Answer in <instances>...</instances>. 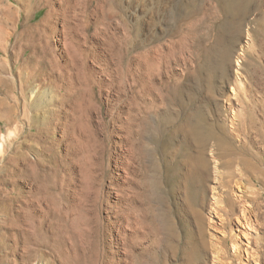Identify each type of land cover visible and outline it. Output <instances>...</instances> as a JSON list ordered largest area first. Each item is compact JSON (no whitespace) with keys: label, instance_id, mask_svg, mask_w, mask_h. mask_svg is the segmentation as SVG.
Returning a JSON list of instances; mask_svg holds the SVG:
<instances>
[{"label":"rangeland","instance_id":"374dc122","mask_svg":"<svg viewBox=\"0 0 264 264\" xmlns=\"http://www.w3.org/2000/svg\"><path fill=\"white\" fill-rule=\"evenodd\" d=\"M221 3L0 0V264H264V201L222 227L226 169L208 154L198 228L162 165L197 108L228 131L253 111L233 143L264 158V0L239 37Z\"/></svg>","mask_w":264,"mask_h":264},{"label":"bare ground","instance_id":"6f19581e","mask_svg":"<svg viewBox=\"0 0 264 264\" xmlns=\"http://www.w3.org/2000/svg\"><path fill=\"white\" fill-rule=\"evenodd\" d=\"M262 1L263 0H222L223 4L221 3V10L222 13L228 18V21L225 22H227L229 24L227 25L231 27L233 34L239 37V35L241 34V30L246 24V16L254 9L258 10ZM190 13L193 12L191 11ZM179 26H181V22H179ZM224 36V34H221V36L219 35L215 39V46L217 47H213L214 50L217 51V55L220 57L222 63L226 65L230 60L233 49L230 45L221 44L223 43ZM201 47L199 46L197 48L200 49ZM243 103L244 102H242V104ZM248 106L250 105H247V107ZM248 109L249 108H247L246 110ZM248 111L245 112V114L248 113L246 116H249V120L248 117V121H246L245 118H239L238 122L233 127V130L228 131L226 126L222 125V123H224L225 121L222 123L219 122L220 124H218V122H214V118L212 116L204 114L205 112H202L201 108H197L190 116L188 115L189 125L188 128L184 132H182L183 138L181 139V141L175 142L173 138L174 136H166L165 141H163L164 146L162 151V165L164 168V177L166 179L167 185L171 187V185H173L172 182H175L176 185L174 183V186H177L178 189L182 191L181 193L185 195V200L190 205H192L190 207L193 211L194 216L196 217L197 224L199 225L198 228L202 229L204 225V217L198 208L194 209L193 207L198 204L203 205L204 196L197 193V191L195 190V183L201 180L203 171L208 165V154L211 155L212 159L215 160V163H217V167L221 166L226 169V171H218V175L221 178L222 184L226 188V190H224V194H221L220 199H217L215 202V212L219 214V216H223L220 220L221 226L224 228L230 227L231 223L234 220L233 218H235L236 221L244 224L247 227L251 223L250 215H252V213H254V216L258 221L261 218L260 206L262 205V201H264V191H260L257 188H252L250 194H247L246 191H241V194H239L238 196L230 193L225 194L229 190L230 185L232 184V179L236 175L243 176L245 180L250 184H254L259 181L264 182V158L260 157L257 152L251 153L252 151H247L244 147V144L243 149L235 146L233 143L234 134H243L245 138L247 137V134H249V129H252L251 127H253L254 122L256 123L253 115L251 114L253 111H250V113ZM237 209L240 210L238 213L239 215H237V217H234L236 216L235 214L237 212ZM249 213L250 215H248ZM171 235L169 233L168 236ZM228 237L233 240L232 235ZM168 240L170 239L168 238ZM223 240H225V238H223ZM238 250L239 249H237L236 251L238 252ZM236 256H233V259H236ZM233 262L234 261L232 260L229 264H232Z\"/></svg>","mask_w":264,"mask_h":264}]
</instances>
